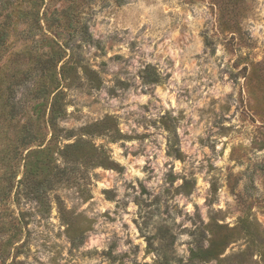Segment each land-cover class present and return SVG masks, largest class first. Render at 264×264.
Returning a JSON list of instances; mask_svg holds the SVG:
<instances>
[{"label":"rangeland","instance_id":"obj_1","mask_svg":"<svg viewBox=\"0 0 264 264\" xmlns=\"http://www.w3.org/2000/svg\"><path fill=\"white\" fill-rule=\"evenodd\" d=\"M0 34V73L59 45L67 101L0 165V264H264V0H0Z\"/></svg>","mask_w":264,"mask_h":264},{"label":"trees","instance_id":"obj_2","mask_svg":"<svg viewBox=\"0 0 264 264\" xmlns=\"http://www.w3.org/2000/svg\"><path fill=\"white\" fill-rule=\"evenodd\" d=\"M3 34V33H2ZM2 34H0V45L2 42ZM52 42L50 53L46 57L39 55L34 56L32 64L25 70L21 71V75H16L17 71H3L0 73V165L11 169L13 163L17 159L18 152L37 141H43L46 137L45 130L50 129V137L48 143L57 138L59 129L58 122L66 117L65 93L61 85L63 74L56 71V66L63 58L62 49ZM43 59V60H42ZM23 64V60L19 57L13 58V69ZM35 75L32 86L28 89L29 99L32 100V113L26 114L22 100L16 99L17 86L23 82V78H29ZM24 117V120L21 118ZM72 144L71 146H73ZM68 146V145H67ZM70 146V145H69ZM29 148V147H28ZM42 149H29L26 155L25 168L27 175H36L43 168L40 164L44 163L41 158L31 159L30 156L35 152H43ZM78 160L80 157H78ZM74 162L75 159H70ZM101 161V162H100ZM99 162L102 165L110 167H119L114 162ZM13 173H7L3 176L8 183L13 177ZM214 249V241L203 250L205 257L213 258L220 254L227 242H217ZM198 252V251H197ZM197 252L192 251V258L197 256Z\"/></svg>","mask_w":264,"mask_h":264}]
</instances>
